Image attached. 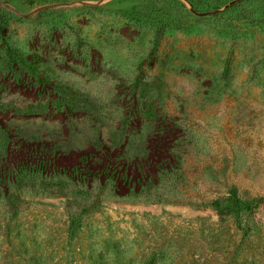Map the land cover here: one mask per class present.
<instances>
[{"label": "rangeland", "instance_id": "obj_1", "mask_svg": "<svg viewBox=\"0 0 264 264\" xmlns=\"http://www.w3.org/2000/svg\"><path fill=\"white\" fill-rule=\"evenodd\" d=\"M232 186L264 199V0H0V264H264Z\"/></svg>", "mask_w": 264, "mask_h": 264}, {"label": "trees", "instance_id": "obj_2", "mask_svg": "<svg viewBox=\"0 0 264 264\" xmlns=\"http://www.w3.org/2000/svg\"><path fill=\"white\" fill-rule=\"evenodd\" d=\"M6 19L3 16L1 24L2 26L5 24ZM161 33L158 35V37ZM264 199L263 197H253L251 199H243L239 195V190L236 186H232L226 197L215 199L212 201V206L219 211H229L234 212L236 214H240L242 211L246 210L249 212L254 211L258 208Z\"/></svg>", "mask_w": 264, "mask_h": 264}, {"label": "water", "instance_id": "obj_3", "mask_svg": "<svg viewBox=\"0 0 264 264\" xmlns=\"http://www.w3.org/2000/svg\"><path fill=\"white\" fill-rule=\"evenodd\" d=\"M189 5H190V8H191V11L194 12V13H196V14H198V15H207V14H209V12H198V11H196V10L192 7L191 4H189ZM51 6H53V5H44V6L40 7V8H38V9H36V10L30 12V13H21V14H22V15H29V14H31V13H34V12L40 10V9L48 8V7H51Z\"/></svg>", "mask_w": 264, "mask_h": 264}]
</instances>
